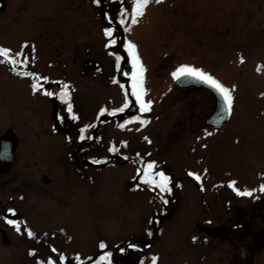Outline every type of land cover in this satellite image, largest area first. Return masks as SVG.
Here are the masks:
<instances>
[{
  "label": "rangeland",
  "instance_id": "374dc122",
  "mask_svg": "<svg viewBox=\"0 0 264 264\" xmlns=\"http://www.w3.org/2000/svg\"><path fill=\"white\" fill-rule=\"evenodd\" d=\"M93 3L0 0V136L12 129L18 138L15 162L0 175V214L15 208L17 216L15 222L0 220V264H66V257L79 262L97 255L102 264H121L129 242L150 240L152 218V241L126 249L134 264H232L240 259L264 264V0H111L107 5L112 27L117 23L128 42L122 51L129 62L146 65L140 78L147 96L143 92L135 99L136 109L151 112V126L170 127L180 120L186 128L182 139L170 144V156L185 153L193 137L187 127L203 125L201 120L215 109L210 92L178 88L174 80L179 73L208 77L228 100L230 114L223 125L213 126L218 127L216 136L184 156L194 171L202 169L215 179L216 194H206L209 209L200 213L193 208L200 207L204 194L190 188L194 192L181 201V209L169 215L147 193H129L123 180L130 174L127 167L123 177L106 167L101 182L91 188L59 166V140L48 131L45 103L15 79L2 58L50 68L51 77L71 86L80 121L101 108H121L118 91L106 83L111 63L122 61L112 49L121 36L105 27ZM102 31L107 37L102 38ZM88 62L102 67L97 76L96 67L85 66ZM130 116L142 119L145 114ZM134 127L122 131L109 124L104 154L112 152L118 138L139 142L147 130ZM225 196L231 212L224 209ZM207 222L215 228L245 223L248 235L236 233L228 238L231 242L203 245L190 241L199 238L196 226ZM260 229L261 245L251 236ZM211 231L224 238L217 229Z\"/></svg>",
  "mask_w": 264,
  "mask_h": 264
},
{
  "label": "flooded vegetation",
  "instance_id": "af4514ba",
  "mask_svg": "<svg viewBox=\"0 0 264 264\" xmlns=\"http://www.w3.org/2000/svg\"><path fill=\"white\" fill-rule=\"evenodd\" d=\"M93 1L95 2L93 6L99 12L101 20L103 21L104 19L103 11H106L112 22L108 24L104 20L105 23L104 21L103 23L105 27L107 25L112 27L114 21L111 19V15L106 9L111 0ZM117 1L118 0H112V3L114 4ZM115 24L117 26L114 25L111 29H113V35H118L119 32L117 28L119 27L117 23ZM101 35L102 38L105 36L107 37V31H102ZM119 35L121 38L115 39L116 44L112 46V49L121 56L122 61L119 63H111V78L106 80V83L108 84V88L113 87L116 93L118 91L119 99L123 100V106L117 110H113V112H104V108L98 109L94 114L92 113L87 120L84 119L83 121L78 120L76 115H74L75 112L71 102V86L56 77H51L48 74L50 68L38 69L34 64L19 63L7 57L2 58L15 79L25 83L26 90L38 96L45 103L43 106L46 110L45 113L48 112V131L59 140V154L55 156L57 164L59 166L63 164L65 170L71 176L75 177L76 180H79L81 185L90 186L91 188L97 187L101 182V171L106 167H113L114 171H120L119 175L123 177L122 168L127 167L130 169V174L127 178H123V180L126 179L128 183L129 193L132 194L137 191L147 193L158 202L161 213L165 215L177 213V211L181 209L179 206L181 201L187 198L186 195H188L189 192L190 194L194 192L192 189L188 190L190 188L198 192L202 191L204 194L200 199L202 201L200 203L202 206L200 205V207L193 208H197L200 213L208 210L209 207H205V205L209 204L206 202V194L210 191L216 194L214 192L215 179L209 173H200L202 169L200 171H194L193 165L184 162V156L186 154L190 156L194 150L195 144L197 146L200 143H204L206 140H212L217 134L218 127L206 126L205 123L207 118L201 120V123H203L201 126L199 124L198 127H187V130H190V134H192L193 137L191 142L188 143L185 153L179 154L176 152L175 154L173 153V156H170V147L172 146L170 144H177L185 135L186 128L184 129L180 126V120L176 121L173 126L170 127H163L161 125L151 126L152 117L149 114L151 112H141L140 109H136L135 99H141L143 92L146 93L145 95L147 96L144 85H141L142 79L140 78L143 76L142 71L143 73L146 71V68H144L146 65L143 63L135 64L129 62V56L125 55L122 51V43L126 44L128 42H123L124 33L122 31ZM135 43L137 44V42ZM87 65L96 67L94 71L96 76L102 70L100 64L88 62L85 66L87 67ZM43 66L49 67L47 64H43ZM130 69L133 71L132 74L129 73ZM134 71H136V73ZM99 81L102 83V81L105 82V79ZM141 87L143 89H141ZM201 90L206 91L204 89ZM147 105H145L144 108ZM133 111H135V113ZM135 114L139 116L140 114H145L146 117L144 116V118L141 119V117L134 118L130 116ZM143 122V126L146 127L145 129L147 131L139 135V137H142L139 142L134 141V139L127 140V138H118L116 142L114 140L115 143H113L112 152L108 155L104 154L102 147L104 139L103 133L109 124L112 125V127L115 126L118 130L124 131L128 130L126 127L135 123L136 127L134 128L138 131L143 128V126H140ZM173 158H175L174 162L172 161ZM99 173H101V175H99ZM204 183H207V187L203 185ZM222 200H224V209L231 212L232 208L228 206L230 202L227 201L226 196L222 198ZM260 204H262V201H258L256 209L261 208ZM183 208L186 209V206L183 205ZM15 210V208L11 210L5 209L3 214H0V220L2 218L3 220H8V218L15 216L13 215L16 213L14 212ZM151 222L152 232H150V234L148 232V237H150L149 241H152V234H154L153 227L155 228L156 226V218H152ZM209 224L210 223L207 222L205 224L206 226H204V224L198 226V228L196 226L199 238L196 239L194 237L190 241L195 242V244L199 243L200 245L208 242H231L233 239H228L230 236L236 233L240 234V236H242V234L248 235L249 231L247 229L248 225H245V223L228 224V226L222 225L220 227L218 226L219 228H215L217 226H210ZM212 229H217L221 235H224V238L211 236L210 231ZM254 235L257 237L258 244L261 245L263 243V229L251 233V236ZM54 237H56V235H54ZM235 241L236 239L234 242ZM253 241L254 240H252V242ZM240 246L244 247L242 245ZM44 258L47 260L50 259L47 256H44ZM66 258V264H102L103 260H100L99 255L86 261L79 262L71 261V257ZM232 264L246 263L244 259H240L233 261Z\"/></svg>",
  "mask_w": 264,
  "mask_h": 264
},
{
  "label": "water",
  "instance_id": "95a60500",
  "mask_svg": "<svg viewBox=\"0 0 264 264\" xmlns=\"http://www.w3.org/2000/svg\"><path fill=\"white\" fill-rule=\"evenodd\" d=\"M103 18L106 22L110 23L107 13L103 14ZM175 85L178 88L194 87L198 89H205L210 92L215 97V109L207 118L206 125L221 126L226 122L229 116V107L225 95L214 83L196 73L186 71L177 78ZM17 145L18 138L12 129H9L5 134L0 136V175L5 174L15 161V150ZM13 218L16 219L15 216ZM3 242L7 243V239L3 238ZM138 243L139 242H131V244ZM147 243L149 242H143L141 244ZM126 254L127 252L125 248L121 263L133 264Z\"/></svg>",
  "mask_w": 264,
  "mask_h": 264
},
{
  "label": "trees",
  "instance_id": "16d2710c",
  "mask_svg": "<svg viewBox=\"0 0 264 264\" xmlns=\"http://www.w3.org/2000/svg\"><path fill=\"white\" fill-rule=\"evenodd\" d=\"M104 255V254H103ZM104 262V261H103Z\"/></svg>",
  "mask_w": 264,
  "mask_h": 264
}]
</instances>
